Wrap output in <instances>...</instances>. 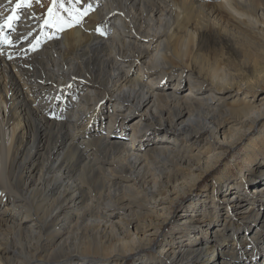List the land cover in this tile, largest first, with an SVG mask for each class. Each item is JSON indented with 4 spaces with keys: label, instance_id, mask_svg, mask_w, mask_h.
<instances>
[{
    "label": "bare ground",
    "instance_id": "1",
    "mask_svg": "<svg viewBox=\"0 0 264 264\" xmlns=\"http://www.w3.org/2000/svg\"><path fill=\"white\" fill-rule=\"evenodd\" d=\"M39 2L0 0V23L20 17L0 43V264H264L244 258L264 254V210L240 205L264 171L253 159L215 176L237 189L225 208L190 204L155 242L181 192L264 116V0H80L71 18ZM214 29L250 42L252 77L201 53Z\"/></svg>",
    "mask_w": 264,
    "mask_h": 264
},
{
    "label": "rangeland",
    "instance_id": "2",
    "mask_svg": "<svg viewBox=\"0 0 264 264\" xmlns=\"http://www.w3.org/2000/svg\"><path fill=\"white\" fill-rule=\"evenodd\" d=\"M40 6L42 9L46 8V10H49L52 7L54 8V14L60 15L61 12H63L64 8H71V4L69 3V0H64V8L59 7V3L57 0V3L54 5L53 0H39ZM74 3L75 0H72ZM49 8V9H48ZM65 13V12H64ZM63 14V13H62ZM202 52L206 57L209 58L211 62L214 63L215 59H221L224 60V64L228 65L232 72L235 73L238 77H241V80L243 81L245 78L252 77L255 73V64H257L258 59H249V66L244 65V62L246 60V57H244V52L243 49L244 47H247V45H250V42L248 40H236L234 39L231 35H226L224 33H221L220 30H205V32L202 33ZM247 44V45H246ZM250 49H253L251 46ZM194 70L199 71L200 66L199 63H196L194 65ZM206 76V75H205ZM182 80H178L176 77H173L169 83L167 88H169V91H172L176 89L177 86H183L185 87L182 91V94H187L189 93L188 90V83H185ZM171 88V89H170ZM178 91V88L175 90ZM264 93V90H260L258 94L256 95V98L261 96L260 94ZM252 98V97H251ZM262 114H259L256 118H260ZM135 116H137V113L131 115L130 118L124 117L125 124H127V132L130 133L132 126V120L135 119ZM259 120H255L251 127L254 126ZM103 125V124H102ZM242 130V129H241ZM264 130V116L262 120L258 123V125L251 131V132H246L245 138H242L241 140L238 141L236 144V147H233L230 149V151L226 152L224 154V157L219 160V163L213 167L212 169L208 170V172L202 173V176L195 182V185L193 187H188L187 189H184L181 192V195L179 198L175 201L173 206L170 208L171 213L169 218L164 221L161 224V227L157 228L159 229V235L156 237L157 239L155 242L159 240V242L163 239L164 235H168L172 229H174V221L176 218V214L184 210L188 205L196 203V204H201V203H206L208 202V196L212 197L213 200H215L214 206H211V209H217L218 208H225V204L227 203V200L221 199L223 196H230L236 192V188H232V190L229 191H223L220 190V188H223L221 186V183H216L215 181V176H218L219 174H225L228 176H232L231 179L238 178L239 177V167L236 164H242L243 170L248 166L249 161L252 159L257 162L258 166L264 167V146L261 144L260 149L254 151L252 156L250 157L247 153L248 150L249 152L251 151L252 144L249 142L250 140L252 141L255 139V141L258 139L256 136L260 133V131ZM149 132H152L150 135H153V132L155 131L153 129V126L150 125L148 128ZM190 134L186 135L182 130L178 132L177 134V140L178 144H181L183 146H186V144L192 143V138L190 139ZM146 137V136H145ZM144 137V138H145ZM249 142V143H248ZM195 143V142H193ZM198 146V143H195ZM249 145V147H247ZM258 153V154H257ZM260 153V154H259ZM257 154V155H256ZM250 159V160H249ZM246 165V166H245ZM262 173V175H256V173ZM259 176H264V171H260L259 168L256 169V172H254V175L249 178V185L247 186L245 191V198L240 199V205H250L254 204L252 203L255 201V203L258 206H261L264 210V196L259 197L257 193L252 194L253 188L256 186H260L264 181L261 182H256V178H259ZM228 179V177H226ZM216 187L219 188V191L216 190ZM227 194V195H225ZM255 205V204H254ZM224 215L215 218L213 225H220L223 223ZM151 246L149 249L153 250ZM148 255V254H146ZM254 258L256 262L261 261L264 262V254L262 252L255 251L253 256H244V258H247V260ZM135 258H129L127 261L129 264L134 263ZM163 264H169L166 261H160Z\"/></svg>",
    "mask_w": 264,
    "mask_h": 264
},
{
    "label": "snow or ice",
    "instance_id": "3",
    "mask_svg": "<svg viewBox=\"0 0 264 264\" xmlns=\"http://www.w3.org/2000/svg\"><path fill=\"white\" fill-rule=\"evenodd\" d=\"M54 4L57 3V0H53ZM31 3V0H17L16 8L22 7L24 4ZM59 7L64 8V0H58ZM69 3L71 4L70 9H65V11L68 13L69 18L72 17V9H75L76 6L80 3V0H75L73 3L72 0H69ZM91 7V6H89ZM86 11V10H85ZM49 15H52V9H49ZM20 17L19 15L15 14V9L13 10V15L8 16L3 23H0V43H11V38L5 34V28L14 29V23L16 20H18ZM59 17H54L52 21H45L46 24L51 23L53 26H56V22L59 20ZM77 23H79V20H76ZM62 23H68L67 20L62 21Z\"/></svg>",
    "mask_w": 264,
    "mask_h": 264
}]
</instances>
